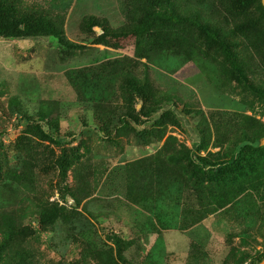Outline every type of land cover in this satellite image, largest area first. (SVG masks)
Listing matches in <instances>:
<instances>
[{"label": "rangeland", "instance_id": "374dc122", "mask_svg": "<svg viewBox=\"0 0 264 264\" xmlns=\"http://www.w3.org/2000/svg\"><path fill=\"white\" fill-rule=\"evenodd\" d=\"M19 1L0 264H263L261 0Z\"/></svg>", "mask_w": 264, "mask_h": 264}, {"label": "trees", "instance_id": "16d2710c", "mask_svg": "<svg viewBox=\"0 0 264 264\" xmlns=\"http://www.w3.org/2000/svg\"><path fill=\"white\" fill-rule=\"evenodd\" d=\"M234 1H237V0H234ZM238 2L241 3L240 0H238ZM23 6H24L23 3L21 4L19 0H0V37H9V38L16 39L17 37L16 34L18 30H27L32 27L31 26L32 22H37L32 17L33 11L28 6H25V7ZM227 12L230 15L234 14V17L236 16L235 12L237 14L246 13V11H242L239 9H235V11L233 12H230L227 10ZM225 15H227V13H225ZM231 19L232 21L235 20L232 17ZM190 20H193V19H190ZM246 23H248L249 25L255 24L254 21H246ZM27 25H30V27H27ZM41 34H46V33L41 31ZM57 36L62 40L61 43L65 44L64 43L65 41H63L62 39L63 34L59 33ZM45 113L46 111H43L42 115L38 117L41 120L43 118L42 121L44 123L46 122ZM94 116L97 117L96 113H94ZM255 141H258V140H254V142ZM258 144L259 143H257V145Z\"/></svg>", "mask_w": 264, "mask_h": 264}, {"label": "crops", "instance_id": "0c3cea01", "mask_svg": "<svg viewBox=\"0 0 264 264\" xmlns=\"http://www.w3.org/2000/svg\"><path fill=\"white\" fill-rule=\"evenodd\" d=\"M33 46H38V44H36V42H34V45ZM28 47H31V45H29Z\"/></svg>", "mask_w": 264, "mask_h": 264}, {"label": "water", "instance_id": "95a60500", "mask_svg": "<svg viewBox=\"0 0 264 264\" xmlns=\"http://www.w3.org/2000/svg\"><path fill=\"white\" fill-rule=\"evenodd\" d=\"M261 3H262V5H263V7H264V0H261ZM264 144V143H263ZM264 264V263H263Z\"/></svg>", "mask_w": 264, "mask_h": 264}]
</instances>
